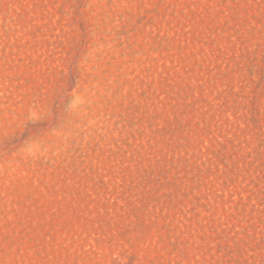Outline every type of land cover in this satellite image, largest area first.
Wrapping results in <instances>:
<instances>
[{"label":"rangeland","instance_id":"1","mask_svg":"<svg viewBox=\"0 0 264 264\" xmlns=\"http://www.w3.org/2000/svg\"><path fill=\"white\" fill-rule=\"evenodd\" d=\"M0 264H264V0H0Z\"/></svg>","mask_w":264,"mask_h":264}]
</instances>
